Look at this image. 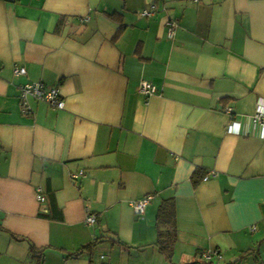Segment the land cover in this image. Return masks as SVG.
Wrapping results in <instances>:
<instances>
[{"label":"crops","instance_id":"obj_1","mask_svg":"<svg viewBox=\"0 0 264 264\" xmlns=\"http://www.w3.org/2000/svg\"><path fill=\"white\" fill-rule=\"evenodd\" d=\"M27 82L57 88L64 108L29 100L23 113ZM260 107L264 0H0V264H37L32 247L43 264H190L206 251L264 264ZM166 200L170 263L151 245Z\"/></svg>","mask_w":264,"mask_h":264},{"label":"built area","instance_id":"obj_2","mask_svg":"<svg viewBox=\"0 0 264 264\" xmlns=\"http://www.w3.org/2000/svg\"><path fill=\"white\" fill-rule=\"evenodd\" d=\"M194 3H198L199 0H189ZM154 7H151L150 9H144L139 12L140 17H150L153 14ZM87 20V18H81L80 22L83 23ZM167 27V35L171 39L175 33V30L177 28V22L175 20H170L166 23ZM12 75L16 78L24 77L26 76V69L24 67L20 66H14L12 68ZM139 92L146 98L152 96L156 92V87L150 82L142 81L139 85ZM19 100L21 104V109L23 113H27V102L29 100L38 101V102H45L48 103L50 106H52L55 109L62 110L64 108V101L61 99L59 95V90L57 88H47L44 84L41 82H27L23 84L20 87V94H19ZM226 113L231 115L232 114V108L227 107ZM252 120L260 125H264V108H259L256 113L252 116ZM227 132L232 134H237V123L235 121H232L229 123L227 127ZM83 176V171H80L78 173H75L71 176L73 181H76L79 177ZM216 174L214 172H211L207 176L202 178L203 182H206L210 177H215ZM152 197L150 195L145 196L139 200L132 201L130 203L131 208L133 212L136 215H143L148 204L150 203ZM36 200L38 204L44 205L46 202V198L44 194L40 190H37L36 192ZM85 222L88 226H92L96 222V218L94 215L87 214L85 218ZM255 230V226L251 227V231ZM214 257H219V253L217 251H206L203 252L201 255V258L206 262H213Z\"/></svg>","mask_w":264,"mask_h":264},{"label":"trees","instance_id":"obj_3","mask_svg":"<svg viewBox=\"0 0 264 264\" xmlns=\"http://www.w3.org/2000/svg\"><path fill=\"white\" fill-rule=\"evenodd\" d=\"M112 17L118 18V16L112 15ZM64 21L60 19L57 24L56 32L61 30ZM120 29L114 35V39L119 35ZM197 177V176H196ZM202 181V180H201ZM52 211L54 212V204L53 199L50 198V205L47 212L39 213V216L42 218L50 219L53 216L51 215ZM156 224L158 226V237L155 243L151 244L158 248V250L163 254L164 258L167 262H171L172 259V244L174 241V211L173 206L170 200L164 201L158 208L157 216H156ZM160 227V228H159ZM162 228V229H161ZM34 253L36 254L37 264H43V256H44V249H36L32 247ZM253 254L251 250L246 252H241L238 256L237 261L246 259L249 255ZM190 264H212V262L206 261H198L196 260Z\"/></svg>","mask_w":264,"mask_h":264}]
</instances>
